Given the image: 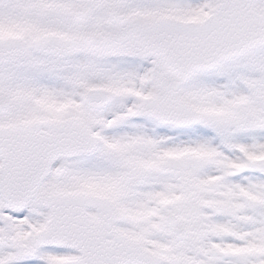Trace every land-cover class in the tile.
<instances>
[{"label":"snow or ice","instance_id":"obj_1","mask_svg":"<svg viewBox=\"0 0 264 264\" xmlns=\"http://www.w3.org/2000/svg\"><path fill=\"white\" fill-rule=\"evenodd\" d=\"M0 264H264V0H0Z\"/></svg>","mask_w":264,"mask_h":264}]
</instances>
